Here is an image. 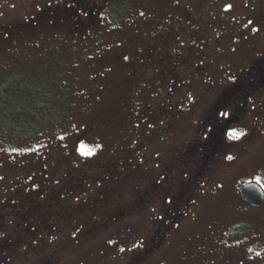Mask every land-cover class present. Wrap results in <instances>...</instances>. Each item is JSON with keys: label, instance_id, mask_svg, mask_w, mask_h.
Wrapping results in <instances>:
<instances>
[{"label": "rangeland", "instance_id": "rangeland-1", "mask_svg": "<svg viewBox=\"0 0 264 264\" xmlns=\"http://www.w3.org/2000/svg\"><path fill=\"white\" fill-rule=\"evenodd\" d=\"M263 58L264 0H0V264H264ZM43 80L53 113L8 130Z\"/></svg>", "mask_w": 264, "mask_h": 264}, {"label": "trees", "instance_id": "trees-1", "mask_svg": "<svg viewBox=\"0 0 264 264\" xmlns=\"http://www.w3.org/2000/svg\"><path fill=\"white\" fill-rule=\"evenodd\" d=\"M260 62L263 63L264 58ZM9 91L15 94L13 97L3 98L5 106H9L11 109L9 116L14 118L13 121L6 123L8 130L14 126L33 125L36 121H42L53 113L55 102L45 80L34 83L19 81L17 84L11 85Z\"/></svg>", "mask_w": 264, "mask_h": 264}, {"label": "flooded vegetation", "instance_id": "flooded-vegetation-1", "mask_svg": "<svg viewBox=\"0 0 264 264\" xmlns=\"http://www.w3.org/2000/svg\"><path fill=\"white\" fill-rule=\"evenodd\" d=\"M195 23H196V21H195ZM183 28V30H185V32H187L188 31V29L189 28H191L188 24H186L185 26H183L182 27ZM182 31H175V30H171L170 32H169V36H170V38H174L175 40H176V38H179V34L181 33ZM168 36V37H169ZM168 37L166 38V37H164L163 38V41H162V44L165 46V47H168V46H171V45H173V42L172 41H169V39H168ZM222 94V93H221ZM220 94V95H221ZM228 106H225V107H223V108H221V113H227V115L228 114H230V115H223V119H224V125H223V123L222 122H220L219 124H215V120H214V116H213V114H211V113H208V114H206L204 117L205 118H202V119H206V120H204V122H205V125H201V123L199 124V126H197L196 128V131H198V128H200L201 126H203V130H202V132H205V135L207 136L208 135V133H211L212 131H214L215 129H219V128H221V127H231V126H233V125H235V124H238V122H240L241 121V116H240V114L236 111V112H229V110H228V108H227ZM192 140V139H191ZM189 141V143L190 144H193L194 142V140H192V141ZM185 146H189V144L188 143H186L185 145H184V147ZM199 150H200V148H198V149H196V150H193V152L191 153V155L189 154L192 150H184L183 151V153H184V156L182 155V157L180 158V160L177 162V163H181V165H183V166H193L194 164H196L197 163V161H196V155H197V153L199 152ZM183 162V163H182ZM36 203V201H33V202H28V205H27V207H24L23 209L24 210H27V209H31L32 208V205H34ZM22 209V210H23Z\"/></svg>", "mask_w": 264, "mask_h": 264}, {"label": "water", "instance_id": "water-1", "mask_svg": "<svg viewBox=\"0 0 264 264\" xmlns=\"http://www.w3.org/2000/svg\"><path fill=\"white\" fill-rule=\"evenodd\" d=\"M240 195L251 206H261L264 203V189L255 182L244 184L240 189Z\"/></svg>", "mask_w": 264, "mask_h": 264}, {"label": "snow or ice", "instance_id": "snow-or-ice-1", "mask_svg": "<svg viewBox=\"0 0 264 264\" xmlns=\"http://www.w3.org/2000/svg\"><path fill=\"white\" fill-rule=\"evenodd\" d=\"M251 23V22H250ZM222 115H227V113H222ZM234 138L238 137V136H241L243 135V133H236V132H233L231 134ZM85 155H91L92 154V150H88V151H85L84 152ZM229 159H232V157H228Z\"/></svg>", "mask_w": 264, "mask_h": 264}]
</instances>
